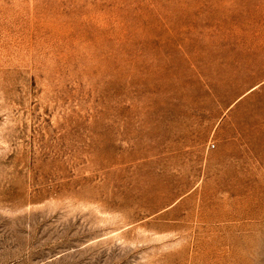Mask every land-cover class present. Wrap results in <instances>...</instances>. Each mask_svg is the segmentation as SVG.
<instances>
[{
	"label": "rangeland",
	"instance_id": "1",
	"mask_svg": "<svg viewBox=\"0 0 264 264\" xmlns=\"http://www.w3.org/2000/svg\"><path fill=\"white\" fill-rule=\"evenodd\" d=\"M0 264H264V0H0Z\"/></svg>",
	"mask_w": 264,
	"mask_h": 264
}]
</instances>
